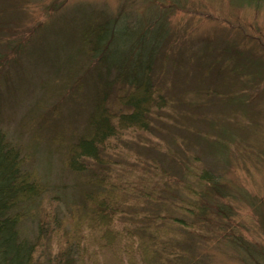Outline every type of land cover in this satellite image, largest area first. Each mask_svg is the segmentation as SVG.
Returning <instances> with one entry per match:
<instances>
[{
    "label": "rangeland",
    "instance_id": "rangeland-1",
    "mask_svg": "<svg viewBox=\"0 0 264 264\" xmlns=\"http://www.w3.org/2000/svg\"><path fill=\"white\" fill-rule=\"evenodd\" d=\"M117 16L121 26L165 19L147 73L161 100L152 101L149 133L124 130L102 153L120 180L104 209L111 217L100 220L90 218L95 195L86 202L72 188L92 174L76 176L66 160L99 90L82 29ZM0 56L8 59L0 130L21 148L25 174L47 185L18 225L37 242L33 264H255L264 256V0H0ZM116 75H106L103 102L112 114L136 92ZM186 168L223 185L202 198L206 211L182 208L201 204Z\"/></svg>",
    "mask_w": 264,
    "mask_h": 264
},
{
    "label": "trees",
    "instance_id": "trees-1",
    "mask_svg": "<svg viewBox=\"0 0 264 264\" xmlns=\"http://www.w3.org/2000/svg\"><path fill=\"white\" fill-rule=\"evenodd\" d=\"M117 18L118 16L93 20L90 25L82 29L84 35L81 40L86 44V52L90 60L95 62L92 67L94 75L91 76L99 90L92 97L90 107L93 109L86 118L85 133L77 136L66 160L68 170L76 176L82 173L92 174V177H84V183L80 186L79 178L73 181L72 188L80 189L83 201L86 202L94 200L95 195V208L91 210L95 214L90 218L100 220L111 217L106 215L107 212L104 209L110 205L108 195L115 187L113 181L120 180L116 177L117 175L109 174L103 168L105 159L102 153L106 150L108 143L117 136H121L124 130L149 133L152 121L150 115L153 114L151 107L153 103L156 105L161 100L159 94L153 95L156 90L148 85L150 77L147 73L165 35V19L150 24L141 23L138 19L134 25L131 23V25L121 26L122 20L118 22ZM16 45L15 48H18ZM82 49L84 48L77 47L75 51H82ZM4 57L0 56V69L8 60ZM112 68L116 70L117 78L126 83V86H132L136 90L133 95L124 97V100H127L125 106L129 108L117 114H112L103 104L104 94L109 87L106 75ZM22 157L21 148L0 130V264H33L37 242L31 241L28 236H22L18 225L25 214L33 210V205L39 200L42 195L40 193L46 190L47 185L45 186L38 178L25 174L22 168ZM97 172L103 175L99 176ZM185 173L193 174L197 179L199 186H197L198 190H195L196 199L201 200L200 205L188 201L192 206L187 204L188 206L182 207L188 213L194 208H199L201 212L206 211L209 204L202 198H212L215 193L221 195L220 193L225 192L222 183L203 168L198 171L186 168ZM184 187L189 190L188 192L195 194L192 190L195 189L194 186L187 184ZM121 189H123L122 186L119 190ZM179 202L184 204V199H179ZM215 206H217L216 215L221 216L224 207ZM171 218L182 221L174 216ZM108 224L110 221L103 225ZM41 233L39 225L37 236ZM234 242L242 247L241 239ZM117 246L113 249L114 251H124L122 245ZM244 249L249 251L247 246ZM254 258L255 264H264L262 254ZM58 260L62 261V256H59Z\"/></svg>",
    "mask_w": 264,
    "mask_h": 264
}]
</instances>
